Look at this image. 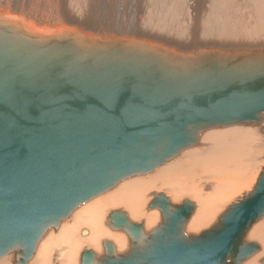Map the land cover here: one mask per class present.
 <instances>
[{"label": "water", "instance_id": "obj_1", "mask_svg": "<svg viewBox=\"0 0 264 264\" xmlns=\"http://www.w3.org/2000/svg\"><path fill=\"white\" fill-rule=\"evenodd\" d=\"M0 18V258L26 264L50 228L132 176L198 144L207 130L259 125L264 135V47L181 49L160 41L98 38L65 24L54 35ZM204 47V46H203ZM143 222L112 210L127 234L116 253L102 241L80 264H241L260 245L249 229L264 215V166L249 192L199 234L186 231L189 199L152 193ZM264 264V257L261 259Z\"/></svg>", "mask_w": 264, "mask_h": 264}, {"label": "bare ground", "instance_id": "obj_2", "mask_svg": "<svg viewBox=\"0 0 264 264\" xmlns=\"http://www.w3.org/2000/svg\"><path fill=\"white\" fill-rule=\"evenodd\" d=\"M0 18L22 23L37 34L54 35L68 24L102 39L116 35L160 41L181 49L264 47V0H0ZM262 117L263 125L264 113ZM259 127L233 125L204 131L197 145L181 151L149 175L124 179L77 207L60 221L62 228L57 235H43L26 264H58V259H62L61 264H80L81 252L90 249L100 255L104 240L113 243L116 253L125 252L127 234L111 229L106 218L117 208L130 220L143 222L145 230L154 228L161 215L158 209L147 210L152 193L163 192L176 204L184 198L195 201L198 207L188 219L186 231L200 233L217 222L226 201L252 189L262 154L264 159V135H258ZM197 177L207 178L204 186L209 193L197 188ZM72 215L76 217L70 222ZM67 222L77 224L76 230L65 226ZM249 231L248 237L258 238L263 245L244 264L261 263L264 220ZM61 242L67 248L54 247ZM0 264H13L11 256L1 257Z\"/></svg>", "mask_w": 264, "mask_h": 264}, {"label": "rangeland", "instance_id": "obj_3", "mask_svg": "<svg viewBox=\"0 0 264 264\" xmlns=\"http://www.w3.org/2000/svg\"><path fill=\"white\" fill-rule=\"evenodd\" d=\"M253 29V28H252ZM248 127H252V126H248ZM252 128H257V127H252ZM225 129H227L226 127H225ZM257 133V132H256ZM258 135L259 136H261L262 135V133L259 131L258 132ZM264 150V149H263ZM259 160H260V162L259 163H261V165H260V169H259V172H260V170L262 169V167L264 166V159H263V154L261 155V157L259 158ZM259 172H258V174H259ZM150 174V173H149ZM149 174H147V175H149ZM205 182H207V178L206 177H197L196 178V186H197V188L199 189V190H201L202 189V191L203 192H205V193H209V191H210V189H208L206 186H204V183ZM245 189H247V188H245ZM244 189V190H245ZM249 189V188H248ZM247 189V190H248ZM246 191V190H245ZM244 191V192H245ZM249 191V190H248ZM247 191V192H248ZM243 192V191H242ZM242 192H240V193H238V195H234V196H232L231 198H230V200L227 202H225L224 203V205H222L221 206V208H222V211H221V213L226 209V207L231 203V202H233V201H235L237 198H239V197H241L242 196V194H244V193H242ZM105 194V193H104ZM101 195H103V194H101ZM100 195V196H101ZM152 196V195H151ZM184 199H189L190 201H192L193 203H194V205H195V207H194V210L198 207V204L195 202V201H193L191 198H184ZM184 199H182V200H184ZM182 200L180 201V202H182ZM118 208H120V207H118ZM117 209V208H116ZM109 211H107V213H108ZM107 213H106V216H107ZM76 217V215H72L71 216V219L72 220H70V222L71 221H73L74 220V218ZM264 218V217H263ZM262 219V218H261ZM64 220H66V219H64ZM262 220H264V219H262ZM262 220H260L259 222H257L256 223V225L258 224V223H260V222H262ZM106 221H107V218H106ZM70 222H67L66 224L67 225H65V226H71V227H74V230H76V227H77V224H70ZM136 222V221H135ZM139 222V221H138ZM211 222H209L208 224H206L205 226H203L202 228H204V227H206V226H208L209 224H210ZM255 224L253 225V227L251 228V230L256 226ZM210 227V226H209ZM208 227V228H209ZM62 227L60 226V225H58V227H57V229H53V228H50V229H48L46 232L48 233V237L50 236L49 234H52V233H56V235L58 234V232H59V230L61 229ZM208 228H206V229H208ZM250 230V231H251ZM249 231V232H250ZM75 233H76V231H75ZM199 234V233H198ZM47 237V239L46 240H48L49 238ZM246 239L248 240V241H254V242H257L260 246H261V248H262V245H263V243H261L262 241H260V240H258V238H249L248 237V235H247V237H246ZM257 239V240H256ZM54 245V244H53ZM61 246H65L66 248H67V244L65 243V242H61L59 245H54V247H61ZM76 251V250H75ZM76 253V252H75ZM253 256V255H252ZM251 256V257H252ZM251 259V258H250ZM250 259H248L247 260V262L250 260ZM61 262H62V259H58L57 260V263L58 264H61ZM244 263H246V261H244V262H242L241 264H244ZM257 264H263L262 262L260 263V262H258L257 261Z\"/></svg>", "mask_w": 264, "mask_h": 264}]
</instances>
